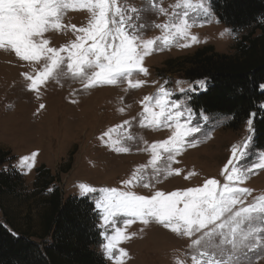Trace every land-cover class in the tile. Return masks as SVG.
<instances>
[{"label":"rangeland","instance_id":"374dc122","mask_svg":"<svg viewBox=\"0 0 264 264\" xmlns=\"http://www.w3.org/2000/svg\"><path fill=\"white\" fill-rule=\"evenodd\" d=\"M122 2L140 10L137 22L147 26L141 33L144 40L164 36V31L154 25L164 24L169 20L168 16L150 7L152 3L164 7L169 14L182 11L173 7L179 0ZM192 2L196 3L198 0ZM204 3L209 8L208 14L190 12L195 24L188 30V39L177 37L171 41V47L163 50L156 49L154 45V50L150 55L144 56L139 65L147 70V74L137 68L127 80L116 84H97L85 88L80 79H74L69 74L58 80L48 78L39 85L38 92L30 90L26 74L37 75L43 67V59L40 62L25 61L14 50L0 46V147L11 153L0 165V171L18 170L23 176L25 188L20 193H30L34 190L38 166L45 164L54 173L60 172L62 164L73 152L72 168L67 173H61L60 187L65 199L77 196L88 197L93 201L100 214L98 225L103 237V242L97 249L110 264H118V261L120 264H193L192 256L196 249L192 246V240L200 234L197 233L195 237L178 235L158 222L150 220L148 224H144L141 220L122 213L112 218L114 222L111 226H106L102 202H107L110 193L104 190H131L150 197L157 190L168 194L199 188L208 179H216L219 189L228 182L226 177L229 173L224 169L232 159L233 147L239 148L251 136L247 155L240 160V169L247 168L264 156V149L257 150L253 142L256 113L238 128H233L230 124L231 117L227 115L196 111L191 106V97L206 89L207 80H188L177 66L169 65L171 59L190 55L206 45H213L218 52L233 53L234 45L246 33L242 30L233 31L221 23L212 10L211 0H204ZM90 18L91 13L87 9L66 10L61 24L68 27L50 29L44 33L43 38L50 41L49 47L68 46L80 35L70 26L76 25L77 29L86 27ZM192 35L197 37L198 42L191 43ZM177 40L179 45L190 43L191 46H178ZM60 55L67 60V52H61ZM61 68L67 71L66 65H61ZM137 81L144 83L132 88L130 82ZM198 81H204L205 86L201 87ZM161 88L170 93L164 97L169 105L179 104L182 111L191 109L189 126L198 125L200 132L185 138L186 141H194V146L186 144L171 162V168L178 169L179 174H172L167 178L161 176L158 183L154 179V186L150 185L149 188H128L123 182L130 179L140 166L149 165L152 159L151 151L143 149L167 140L175 131V125L159 130L147 126V121L144 122L145 126L141 125V113H144L146 105L154 112H159L156 100L161 96ZM146 97L151 99L145 100ZM186 119L187 114L181 118V123ZM249 120L252 121L251 132ZM124 121H129V124L125 125ZM118 125L123 127H117ZM110 129L113 131L102 141L100 137ZM129 135L133 137L132 140L127 139ZM121 146L129 147L130 151H118L117 148ZM33 153H36L34 161L22 163L23 157H31ZM165 158L166 154L161 153L158 166L164 164ZM62 167L67 168L65 165ZM228 167L231 169V165ZM142 171L148 176L152 175L151 167ZM82 185L85 187H81ZM236 186L252 190V194L244 198L245 205L254 202L256 197L264 196V169H254ZM86 188L94 191L88 192ZM21 197L15 199L14 196L7 195L2 198V203L19 224L26 223L23 215L32 210V224L38 230L39 214L37 206L33 205L35 200L25 201V196ZM180 206L183 207L182 204ZM128 220L132 222L127 223ZM116 229L120 230L121 236L110 256L105 245L116 235ZM120 249L127 255L121 256ZM245 251L247 255L241 257L242 264H264V240L258 238V246Z\"/></svg>","mask_w":264,"mask_h":264},{"label":"snow or ice","instance_id":"6c2138e0","mask_svg":"<svg viewBox=\"0 0 264 264\" xmlns=\"http://www.w3.org/2000/svg\"><path fill=\"white\" fill-rule=\"evenodd\" d=\"M150 7L168 16L169 20L164 24L154 25L164 31V36L144 40L141 33L147 26L137 22L140 10L126 6L122 0H0V46L14 50L25 61L40 62L43 59V67L37 75L26 74V79L30 81V90L38 92L39 85L48 78L58 80L61 76L69 74L74 79H80L85 88L97 84H116L118 81L127 80L137 68L147 74V70L139 65L144 56L151 54L154 45L156 49L163 50L171 47V41L177 37L188 39V30L195 24V20H191L190 12L209 13L204 0H198L196 3L192 0H179L173 7L182 11H173L171 14L155 3ZM69 9H87L91 13L88 26L77 29L76 25H71L74 31L80 33L77 40L64 47H49L50 41L43 38L44 33L50 29L68 27L62 25L61 20L63 13ZM190 41L198 42L195 35L190 37ZM177 44L182 47L191 46L190 43L179 45L178 40ZM61 52L68 53L67 60L61 57ZM61 65H66L67 71H64ZM142 83L144 82H130V86L137 88ZM197 83L201 87L205 86L204 81ZM180 90L184 91L183 88ZM159 92L161 96L156 100L159 112H154L146 105L144 113L148 115L141 113V125L145 126L144 122L147 121V126L158 130L175 125V131L167 140L153 143L143 149L151 151L152 159L149 165L140 166L130 179L123 182L128 188H149L150 185L154 186V179L158 183L161 176L167 178L169 175L179 174L178 169L171 168V162L186 144L194 146V141H186L185 138L200 132L198 125L189 126L190 108L182 111L179 104L169 105L164 97L170 93L164 88ZM186 114L187 119L181 123V118ZM124 124H129V121H124ZM248 124L251 132L252 121L249 120ZM112 131L113 129H110L100 139L103 141ZM127 139L132 140L133 137L129 135ZM250 140L251 136L247 137L239 148L233 147L232 159L224 169L229 173L226 177L228 182L219 189L216 179H208L199 188H188L168 194L157 190L150 197L131 190H104L110 193L107 202H102L105 225L111 226L114 222L112 218L122 213L139 219L144 224H148L150 220L158 222L178 235L195 237L199 233V237L192 240V246L196 249L192 256L193 264H242L241 257L247 255L245 249L256 248L258 238L264 240V196L256 197L254 202L245 205L244 198L250 196L252 190L236 186L254 169H264V156L247 168H239L240 160L247 155ZM117 150L128 152L130 148L121 146ZM161 153H165L166 158L164 164L158 166ZM35 156L36 153L31 157H23L22 163L34 161ZM148 167L152 169L151 176L142 171ZM86 191L94 189L86 188ZM237 205L240 206L237 208ZM131 222L132 220L127 221ZM120 236V230L116 229V235L105 245V250L110 256ZM119 254L127 255L123 249H120Z\"/></svg>","mask_w":264,"mask_h":264},{"label":"trees","instance_id":"16d2710c","mask_svg":"<svg viewBox=\"0 0 264 264\" xmlns=\"http://www.w3.org/2000/svg\"><path fill=\"white\" fill-rule=\"evenodd\" d=\"M211 6L221 23L233 31H246L234 52L206 45L171 59L169 65L177 66L188 80H207L206 89L191 97L196 111L227 115L233 128L256 113L254 147L264 149V0H211ZM10 155L0 147V165ZM73 155L62 164L67 168L61 166L57 173L45 164L38 166L30 193H20L25 188L18 170L0 171V264H110L97 249L103 237L93 201L65 199L60 187L61 173L72 168ZM7 195L35 200L38 230L32 224V210L23 215L25 224L16 222L2 203Z\"/></svg>","mask_w":264,"mask_h":264}]
</instances>
